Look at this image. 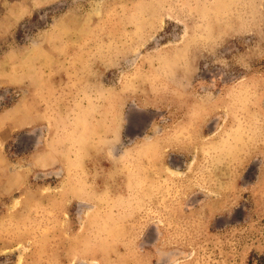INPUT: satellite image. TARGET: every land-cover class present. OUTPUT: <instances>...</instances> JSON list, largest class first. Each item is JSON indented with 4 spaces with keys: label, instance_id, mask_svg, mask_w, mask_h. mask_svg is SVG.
<instances>
[{
    "label": "rangeland",
    "instance_id": "rangeland-1",
    "mask_svg": "<svg viewBox=\"0 0 264 264\" xmlns=\"http://www.w3.org/2000/svg\"><path fill=\"white\" fill-rule=\"evenodd\" d=\"M0 264H264V0H0Z\"/></svg>",
    "mask_w": 264,
    "mask_h": 264
},
{
    "label": "crops",
    "instance_id": "crops-1",
    "mask_svg": "<svg viewBox=\"0 0 264 264\" xmlns=\"http://www.w3.org/2000/svg\"><path fill=\"white\" fill-rule=\"evenodd\" d=\"M41 44V43H40Z\"/></svg>",
    "mask_w": 264,
    "mask_h": 264
}]
</instances>
